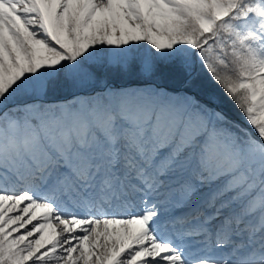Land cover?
Returning <instances> with one entry per match:
<instances>
[{"label":"snow or ice","instance_id":"obj_1","mask_svg":"<svg viewBox=\"0 0 264 264\" xmlns=\"http://www.w3.org/2000/svg\"><path fill=\"white\" fill-rule=\"evenodd\" d=\"M0 264H264V0H0Z\"/></svg>","mask_w":264,"mask_h":264},{"label":"rangeland","instance_id":"obj_2","mask_svg":"<svg viewBox=\"0 0 264 264\" xmlns=\"http://www.w3.org/2000/svg\"><path fill=\"white\" fill-rule=\"evenodd\" d=\"M172 86H175V85H172ZM208 91H212V89H208ZM227 110L229 111V115L238 116L237 110H235L234 106H232L230 103L227 105Z\"/></svg>","mask_w":264,"mask_h":264},{"label":"trees","instance_id":"obj_3","mask_svg":"<svg viewBox=\"0 0 264 264\" xmlns=\"http://www.w3.org/2000/svg\"><path fill=\"white\" fill-rule=\"evenodd\" d=\"M171 85H175V86H177V84H173V83H170V86H171ZM232 108H233V107H232Z\"/></svg>","mask_w":264,"mask_h":264}]
</instances>
